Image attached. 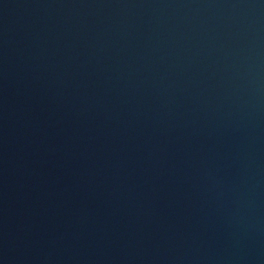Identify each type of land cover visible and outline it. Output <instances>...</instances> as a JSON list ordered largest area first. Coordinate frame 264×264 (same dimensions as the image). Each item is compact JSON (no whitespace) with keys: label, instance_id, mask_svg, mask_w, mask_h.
<instances>
[{"label":"water","instance_id":"water-1","mask_svg":"<svg viewBox=\"0 0 264 264\" xmlns=\"http://www.w3.org/2000/svg\"><path fill=\"white\" fill-rule=\"evenodd\" d=\"M0 264H264V0H0Z\"/></svg>","mask_w":264,"mask_h":264}]
</instances>
